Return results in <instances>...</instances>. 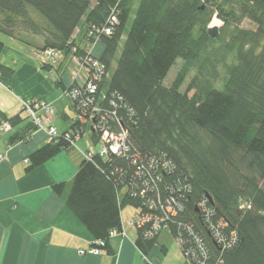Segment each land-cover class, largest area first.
Here are the masks:
<instances>
[{"label":"trees","instance_id":"obj_1","mask_svg":"<svg viewBox=\"0 0 264 264\" xmlns=\"http://www.w3.org/2000/svg\"><path fill=\"white\" fill-rule=\"evenodd\" d=\"M112 12L118 20L112 34L97 40L107 73L100 89L107 97L114 93L129 151L83 159L67 194L65 182L52 191L88 230L91 246L105 242L100 251L111 252L109 233L121 229L125 207L178 197L184 208L167 221L174 239L199 235L210 264H264V0H0V33L39 36L41 50L70 57L75 48L80 57L87 52L79 40L86 43L87 32L105 25ZM213 16L222 22L214 38L207 33ZM244 20L254 28L243 27ZM3 48L0 39V53ZM12 76L0 63V82L9 86ZM0 118L11 129L27 121L10 143L37 130L28 117L0 111ZM90 128L85 133L94 145L98 134ZM71 149L60 136L30 153L25 171ZM151 157L168 162V170L152 169ZM201 201L209 213L198 208ZM219 220L227 223L225 232L236 231L230 248L222 249L208 228ZM157 237L144 240L139 231L143 255Z\"/></svg>","mask_w":264,"mask_h":264},{"label":"crops","instance_id":"obj_2","mask_svg":"<svg viewBox=\"0 0 264 264\" xmlns=\"http://www.w3.org/2000/svg\"><path fill=\"white\" fill-rule=\"evenodd\" d=\"M4 48L0 63L13 70L9 86L0 82V111L6 117L19 115L24 102L45 98L55 104L65 98L64 88L76 79L84 77L69 55L50 70L41 64L42 38L27 33L15 37L0 38ZM91 52L100 56L102 47L97 44ZM89 48V49H90ZM55 75L64 88H58ZM67 98V97H66ZM68 99V98H67ZM69 101V99H68ZM69 109L71 103L69 101ZM53 124L59 132L71 126L72 116L62 111ZM27 121L19 123L9 132H0V264H191L179 246L169 250L160 245L158 235L144 260L136 245V232L127 227L126 220L133 212L121 211V224L126 235L109 239V251L99 254H79L87 251L93 238L84 225L73 215L64 202V197L52 191V185L65 182L67 194L83 152L90 145L89 138L79 141L76 151L83 158H76L71 150L62 151L44 164L26 172L24 159L37 148L50 142L43 131H30L26 139L9 142L11 134L20 130ZM75 150V149H74Z\"/></svg>","mask_w":264,"mask_h":264},{"label":"built area","instance_id":"obj_3","mask_svg":"<svg viewBox=\"0 0 264 264\" xmlns=\"http://www.w3.org/2000/svg\"><path fill=\"white\" fill-rule=\"evenodd\" d=\"M117 22V16L112 12L105 25L100 28L93 27L87 32L85 38L87 45L93 47L98 44L99 35H111ZM76 34L77 31L73 35L74 38ZM91 38L95 39L92 43ZM75 51L76 49L73 48L72 54L70 53V60L82 71L84 78L81 81L75 79L70 86L63 90V94L72 102L74 110L72 125L74 127L59 132L53 124L55 119L54 105L45 98L24 102L22 111L30 119L37 131H43L47 134L49 141H54L58 137L63 136L73 149L78 146L79 141L88 137L90 145L83 152L84 159L88 161L92 159L94 154H98L103 158H108L112 155L124 156L129 151L127 144L128 129L125 127L123 120L117 115V103L114 99V93L107 97L106 92L100 89L107 75L105 66L91 52L79 57L73 54ZM40 57L42 66L55 67L64 59V54L56 49H45L41 50ZM88 123L90 124L88 125ZM88 126L91 127L89 132L95 131L98 134L97 142L94 145L90 140L89 134L85 133ZM10 130V123L0 118V132H9ZM149 161L152 169L160 167L161 172L168 170V162L156 161L154 157H151ZM27 163L28 159L26 158L24 159V164ZM132 163L136 164L134 159ZM123 191H126V188ZM176 192L179 193L180 189L178 188ZM143 194L144 190L141 192L142 196ZM197 206L201 208L203 213H209L206 201L199 202ZM131 208L133 212L126 220L127 227L133 229L136 234L140 231L142 239L150 240L157 237L163 230L169 232L167 221L170 217H174L181 212L184 207L178 197H170L165 198L164 203H161V201L157 203L152 199H147L140 207ZM226 227L227 223L223 220H219L216 225L210 224L208 227L212 238L222 249L230 248L238 241L236 231L225 232ZM125 235L124 226H121L120 230H112L109 233L110 238L113 236L124 237ZM175 240L178 246L182 247L181 252L184 258L191 264H210L207 258L208 251L199 235L190 233L187 237H184L179 233L178 238ZM95 244L98 247H103L105 242L95 241ZM98 247L91 246L87 251L80 250L79 254H99L100 249ZM143 258L146 260L145 255H143Z\"/></svg>","mask_w":264,"mask_h":264},{"label":"rangeland","instance_id":"obj_4","mask_svg":"<svg viewBox=\"0 0 264 264\" xmlns=\"http://www.w3.org/2000/svg\"><path fill=\"white\" fill-rule=\"evenodd\" d=\"M93 2H94V0H93ZM221 25H222V22L220 21V19L218 17H216V16H213V18H212V20H211V22L209 23L208 26H217L219 28ZM242 26L246 27V28H254V25H252L248 20H244L242 22ZM3 36H4V34L0 33V38L3 37ZM35 37H39V36H35ZM124 38H125V35L122 38V42H123ZM122 42L120 43V48H119V51H118L117 55H119ZM78 43H79V45L82 48H84V49L87 48V50H92V48H90L84 41L79 40ZM177 69H178V64L175 67L171 68L170 72L168 73V75H167V77L165 79V84L166 85H168L174 79L175 74L177 72ZM185 87H186V85H184L182 87V91L185 90ZM189 94L191 95L192 92H190ZM55 106H56V108L54 110V116L55 117H56V115H57V117H62L60 115L62 111L67 112L68 115H71V116L73 115V111L71 109H69V101H68V99L66 97L58 100L56 102ZM71 152L79 160L83 159L81 157V155L78 153V151H76V148L71 149ZM246 206H247V203L244 202V201H241L240 204H239V208H245ZM128 211H130V208L129 207H125L123 213L128 212ZM159 243H160V245H165L169 250H172L174 248V246L175 247L178 246L176 240L172 237V235L167 230H163L162 231V233L160 235V238H159Z\"/></svg>","mask_w":264,"mask_h":264},{"label":"water","instance_id":"obj_5","mask_svg":"<svg viewBox=\"0 0 264 264\" xmlns=\"http://www.w3.org/2000/svg\"><path fill=\"white\" fill-rule=\"evenodd\" d=\"M207 33L210 37L214 38L217 37L219 34V28L217 26H208ZM209 197V196H208ZM210 198V197H209Z\"/></svg>","mask_w":264,"mask_h":264}]
</instances>
